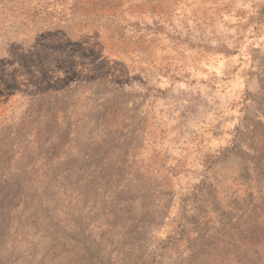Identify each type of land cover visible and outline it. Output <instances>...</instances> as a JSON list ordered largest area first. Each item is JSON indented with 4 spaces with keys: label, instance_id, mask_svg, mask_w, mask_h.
<instances>
[{
    "label": "rangeland",
    "instance_id": "374dc122",
    "mask_svg": "<svg viewBox=\"0 0 264 264\" xmlns=\"http://www.w3.org/2000/svg\"><path fill=\"white\" fill-rule=\"evenodd\" d=\"M18 2L24 4H13L19 22L47 8L46 22L35 29L47 40L20 63L27 82L19 92H8L0 81V127L9 116H23V91L70 89L63 93L72 98L70 118L76 120L70 146L89 157L108 133L114 135L119 144L111 170L141 176L165 206L148 250L184 230L188 247L204 246L202 259L211 264H241L242 255L258 264L256 242L264 239V0ZM21 122L19 139L35 141L40 150L36 122ZM18 208L16 200L0 199V264H65L72 239L62 224L50 232L37 214L19 219L24 212ZM179 243L181 253L172 250L168 261L186 256V242Z\"/></svg>",
    "mask_w": 264,
    "mask_h": 264
},
{
    "label": "trees",
    "instance_id": "16d2710c",
    "mask_svg": "<svg viewBox=\"0 0 264 264\" xmlns=\"http://www.w3.org/2000/svg\"><path fill=\"white\" fill-rule=\"evenodd\" d=\"M18 1L9 0L10 6L0 1V81L13 93L27 82L23 80L20 63L32 55L36 43L47 40L44 32L35 29L49 15L46 7L34 8L33 18L25 15L26 19L19 22L13 5L21 4ZM24 27L30 30L19 33ZM67 90L70 89L23 91L27 108L23 116L20 120L9 116L1 124V201L8 204L16 200L17 210L24 212L19 219L37 214V219L42 218L51 227L50 232L61 223L67 237L72 239L66 248V258L62 259L65 264H211L212 261L202 259L204 246L198 251L188 247L191 240L181 236L184 230L175 237L154 242L153 250H148L152 225L166 214L165 206L158 203L160 200L149 186L145 187L141 176H120L111 170L117 158L110 156L114 145L119 144L118 140L113 141L114 135L108 133L89 157L70 146L71 121L76 120L70 118L72 98L63 94ZM28 117L37 124L40 150L35 141L19 139L24 131L19 122ZM58 135L63 136L60 143ZM155 199L156 203L152 201ZM181 240L187 244L183 252L186 256L181 254L178 260L168 261L172 259L167 258L172 250L181 253L178 249ZM256 243L257 262L262 264L264 239L259 238ZM248 261L242 255L238 262ZM50 264L54 262L51 260Z\"/></svg>",
    "mask_w": 264,
    "mask_h": 264
}]
</instances>
